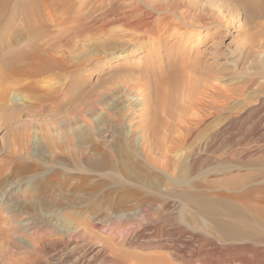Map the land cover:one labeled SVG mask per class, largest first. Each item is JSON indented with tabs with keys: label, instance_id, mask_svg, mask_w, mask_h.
<instances>
[{
	"label": "rangeland",
	"instance_id": "obj_1",
	"mask_svg": "<svg viewBox=\"0 0 264 264\" xmlns=\"http://www.w3.org/2000/svg\"><path fill=\"white\" fill-rule=\"evenodd\" d=\"M6 1L0 264L83 263L91 249L71 240V224L137 211L147 196L180 215L174 183L190 187L175 169L192 158L216 181L228 165L264 179V0ZM186 3L218 23L186 27ZM183 135V147L164 150ZM165 155L166 172L156 165ZM30 215L49 225L31 229Z\"/></svg>",
	"mask_w": 264,
	"mask_h": 264
},
{
	"label": "bare ground",
	"instance_id": "obj_2",
	"mask_svg": "<svg viewBox=\"0 0 264 264\" xmlns=\"http://www.w3.org/2000/svg\"><path fill=\"white\" fill-rule=\"evenodd\" d=\"M2 1L0 0V4ZM184 8L180 9V15L186 27L200 25L203 29L207 28L209 23H218L217 16L203 17L196 14L192 4L186 3ZM20 61L13 65L15 69H18ZM43 66L50 68L52 65L47 62ZM171 87L173 88V85ZM214 89V84H209L206 92H212ZM199 103L200 98L196 99L194 107H200L197 105ZM203 119L202 116L201 119L193 121V124L192 121L189 124L195 127ZM106 135L113 137L110 130ZM181 137H169V140L164 142V150L172 151L183 147L188 141L186 136ZM164 158V161L160 160L161 164L156 165L166 172L169 167L167 155ZM201 165L192 158L186 166H176L177 172L187 174L186 187H190V190L186 191L182 190V182L174 183L177 184V189L175 188L176 191L172 194L175 197L172 202L182 207V213L178 216L168 217L169 215L164 214L166 205L171 203L168 199V204L163 201L166 204L164 206L161 199L147 196L142 199L137 211L113 214L110 210V213H106L109 216L107 221L96 218L92 224L79 220L72 223L68 230L71 240L74 239L80 246H86L91 252L85 262L81 263L82 259L76 258L70 264H264V179L255 171L244 173L241 167L228 165L229 170L221 171L225 176L216 181L208 177L215 172L209 167H200ZM203 170H210L209 175L201 173ZM197 177L204 181L199 183ZM205 177L206 179H203ZM220 191L222 193H218ZM169 206L171 207V204ZM80 209L76 207L74 212L77 213ZM80 212L81 210L78 213ZM25 220L29 222L27 225L33 226L30 228L36 231L44 230L49 225L48 222L32 215L25 217ZM93 229L105 234V238L96 235Z\"/></svg>",
	"mask_w": 264,
	"mask_h": 264
}]
</instances>
